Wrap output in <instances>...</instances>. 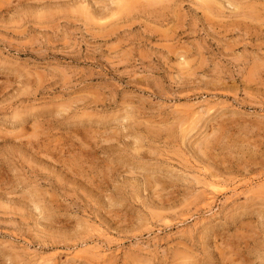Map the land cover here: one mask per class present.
Masks as SVG:
<instances>
[{
  "label": "rangeland",
  "instance_id": "374dc122",
  "mask_svg": "<svg viewBox=\"0 0 264 264\" xmlns=\"http://www.w3.org/2000/svg\"><path fill=\"white\" fill-rule=\"evenodd\" d=\"M0 264H264V0H0Z\"/></svg>",
  "mask_w": 264,
  "mask_h": 264
}]
</instances>
